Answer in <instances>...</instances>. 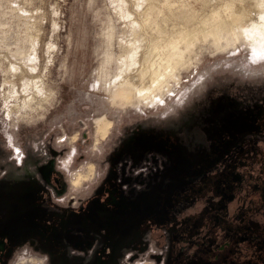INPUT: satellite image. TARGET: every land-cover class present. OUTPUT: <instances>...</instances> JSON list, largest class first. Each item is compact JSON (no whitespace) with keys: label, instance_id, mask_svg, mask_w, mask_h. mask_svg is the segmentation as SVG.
<instances>
[{"label":"clouds","instance_id":"1","mask_svg":"<svg viewBox=\"0 0 264 264\" xmlns=\"http://www.w3.org/2000/svg\"><path fill=\"white\" fill-rule=\"evenodd\" d=\"M224 99L238 113L264 109V0H0V183H37V203L58 217L80 216L96 199L112 209L113 171L126 197L161 182L151 178L171 162L156 151L113 168L141 133L211 154L207 129L220 125L208 121ZM255 126L205 174L211 183L197 177L174 197L168 223L141 224L140 243L122 247L115 264H264V115ZM226 172L242 177L230 201L215 187ZM91 235L90 248L64 239L56 255L39 237L0 235V264H93L107 230Z\"/></svg>","mask_w":264,"mask_h":264},{"label":"flooded vegetation","instance_id":"2","mask_svg":"<svg viewBox=\"0 0 264 264\" xmlns=\"http://www.w3.org/2000/svg\"><path fill=\"white\" fill-rule=\"evenodd\" d=\"M237 109L238 105L228 99L221 100L213 106L208 123L215 124L218 121L220 126L207 129L209 139L214 141L211 154L204 150L195 155L189 154L179 143L172 144L163 137V134L155 132L141 133L125 143L123 149L112 159L113 168L125 156H131L139 164L144 154L150 151L166 155L171 167L166 166L165 172L151 178L153 181L161 182L156 183L155 186L150 184V191L139 195L133 192L130 197H126L120 187L113 183L116 179V173L113 171L109 180L111 198L107 201V204L114 205L112 209L96 199L90 204L87 212L80 216L66 212L63 217H58L37 203L42 199L40 192L43 191L37 183L15 185L0 183V235L10 238L13 244L29 237H39L45 248L56 255L58 249L63 247L64 239H67L72 246L85 250L94 242L95 237L91 233L100 235L101 230L104 229L107 230V235L101 238L103 247L93 264H115L122 247L140 243L141 224L148 219L158 224L168 223L172 219L170 213L175 208L174 197L187 190L192 180L197 177L203 176L205 184L211 183L205 174L223 161L225 155L242 141L245 134L259 131L255 122L264 115V109L257 108L256 112L247 113H238ZM225 134L232 137L230 142L223 139ZM241 154H243L242 149ZM18 159L24 158L18 157ZM24 162L28 163L27 160ZM41 172L45 180H49L52 168L51 166L43 168ZM241 179L242 177L235 175L234 172H226L215 182L217 194L223 195L224 201H230L233 199L231 181L239 182ZM165 180H171V183L166 185L163 182ZM124 183L130 184L132 181L125 179ZM224 183H228L227 190L221 187ZM209 187L211 188V185ZM103 191L104 189H101L98 196L103 195ZM212 207L224 209L225 203ZM216 219L217 223H220L219 218ZM48 221H53L52 227H48ZM55 222H60L59 228L55 226ZM199 224L200 222H197L193 231L199 227ZM73 232H82L84 236L82 238L74 236ZM182 238L175 230L172 231L174 241ZM109 247L113 255L107 260H101L100 255ZM56 264H82V262L68 261L64 256H57ZM169 264H174L171 258Z\"/></svg>","mask_w":264,"mask_h":264}]
</instances>
